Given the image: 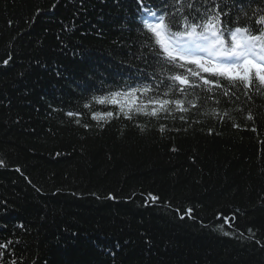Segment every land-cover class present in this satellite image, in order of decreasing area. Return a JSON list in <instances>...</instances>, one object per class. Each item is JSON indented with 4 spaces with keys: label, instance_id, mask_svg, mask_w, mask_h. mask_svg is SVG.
<instances>
[{
    "label": "trees",
    "instance_id": "trees-1",
    "mask_svg": "<svg viewBox=\"0 0 264 264\" xmlns=\"http://www.w3.org/2000/svg\"><path fill=\"white\" fill-rule=\"evenodd\" d=\"M215 2L225 21L264 7ZM173 5L0 0V264H264V97L188 89L197 107L131 120L93 99L162 96L183 72L143 34L150 12L179 19Z\"/></svg>",
    "mask_w": 264,
    "mask_h": 264
},
{
    "label": "snow or ice",
    "instance_id": "snow-or-ice-1",
    "mask_svg": "<svg viewBox=\"0 0 264 264\" xmlns=\"http://www.w3.org/2000/svg\"><path fill=\"white\" fill-rule=\"evenodd\" d=\"M175 5L179 7L171 15L179 13V19L169 21L167 13L157 16L155 12H150L154 22L143 20L142 26L143 34H151L145 46L151 47L155 55L162 57V63L182 69L183 72L173 71L167 76L171 83L166 86L167 90L162 96L157 91L156 95L141 100V96L153 91L152 85H143L110 91L105 96L94 97V101L100 105L115 106L119 109L117 118L123 114L131 120L133 113L156 118L164 114L166 118L173 110L181 113L189 111L186 104L197 107L199 97L189 100L188 89L199 88L214 94L218 92L229 99L235 96V91H242L248 101H252L253 94L264 97V7L253 9L251 16L242 7L234 18L225 21L223 17L229 13L223 12L215 0L211 7L205 6L203 12L195 7V0H190L187 9L199 14L191 19L185 15V0H174ZM7 62L4 61L5 64ZM190 65H195V68ZM155 87L159 89V85ZM174 92H178L183 99L173 96ZM219 102L217 99L216 103ZM85 107L90 105L85 104ZM68 115L75 114L69 112ZM113 116L114 111L109 110L93 115L92 118L95 120ZM247 119L252 120V115H247ZM160 131H164L163 126ZM191 211L188 209L189 217ZM224 234L228 235L227 232ZM6 246L0 245V248ZM11 264L17 262L13 260Z\"/></svg>",
    "mask_w": 264,
    "mask_h": 264
}]
</instances>
